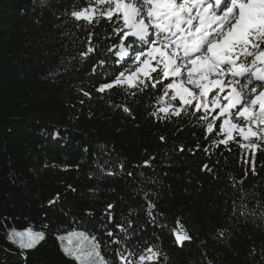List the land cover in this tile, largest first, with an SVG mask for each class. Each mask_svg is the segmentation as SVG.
I'll return each instance as SVG.
<instances>
[{
  "label": "trees",
  "instance_id": "obj_1",
  "mask_svg": "<svg viewBox=\"0 0 264 264\" xmlns=\"http://www.w3.org/2000/svg\"><path fill=\"white\" fill-rule=\"evenodd\" d=\"M84 6L87 0H0V264H75L61 252L57 235L85 231L103 244L109 239L101 227L109 203L115 205L116 224L126 226L122 218L127 217L139 229L130 240L137 253L150 240L167 255L166 264H264V151L256 156L257 175L237 185L247 193L245 203L255 215L230 219L233 199L240 202L232 178H242L250 167L242 164V150L236 144L231 152L221 146L209 157L203 151L208 144L203 129L189 118L152 122L147 112L155 95L149 90L136 97L113 90L112 101L128 104L135 120L100 99L95 88L105 77L92 72L97 54L80 63L77 53L84 47L80 41L86 44L87 30L77 28L66 15ZM94 31L103 58L110 42L104 34L111 29L104 22ZM81 89L93 99L84 97ZM56 132L59 136L54 138ZM161 135L166 143L160 142ZM197 143L201 149L193 155L189 149ZM180 145L185 147L182 153ZM152 156V167H134ZM118 162L136 178L106 176L98 167L107 169ZM204 163L213 168L215 178L199 171ZM151 177H156V184L143 187L158 193L152 199L163 214V230L146 223L142 193L137 191L140 182ZM57 195L60 199L49 206ZM87 209L94 215H85ZM178 220L193 238L182 248L170 235ZM5 222L8 228L44 231L46 238L27 252L25 260L8 243ZM108 227L116 231L114 225ZM218 229H225L228 238L216 239ZM103 254L114 259L106 247Z\"/></svg>",
  "mask_w": 264,
  "mask_h": 264
},
{
  "label": "snow or ice",
  "instance_id": "obj_2",
  "mask_svg": "<svg viewBox=\"0 0 264 264\" xmlns=\"http://www.w3.org/2000/svg\"><path fill=\"white\" fill-rule=\"evenodd\" d=\"M66 15L77 28L87 30L86 44L80 41L84 47L77 55L83 63L97 54L92 72L102 74L105 80L95 92L110 107L135 120L128 104L112 101L113 90H120L127 97L149 90L155 95V103L147 112L152 122L166 124L189 118L203 129V138L208 141L203 151L209 157L221 150V146L222 151L231 152V145H238L242 150V164L250 167H245L242 178H232L231 184L240 193V202L233 199L230 219L254 216L255 211L245 203L247 193L237 185L242 186L249 175H257L256 156L264 151V0H87V6L74 8ZM104 22L111 29L104 34L105 40L110 42L105 44L103 58H100L94 29L103 27ZM106 66L112 70L98 73V69ZM80 91L88 100L93 99L90 92ZM79 103L83 105L85 101L79 100ZM53 136L56 138L59 133ZM159 139L166 143L165 136ZM104 147L100 145L102 150ZM200 149L197 143L195 149L189 151L194 155ZM178 150L182 153L185 147L180 145ZM153 160L154 156L134 167H152ZM98 167L106 176L121 174L135 179L137 175L125 171L123 162L107 169ZM199 171L213 173V168L204 163ZM139 175L144 177L143 172ZM140 183L137 191L142 193L146 223L163 230L166 225L159 219L163 214L157 212V203L152 199L158 193L143 187L144 183L156 184V177ZM69 188L75 191L71 185ZM59 199L57 195L49 200V206ZM114 209L115 205L109 203L103 213L106 224L101 227L103 235L109 238L103 244L95 234L72 231L57 235L61 252L75 264H115L117 260L119 264H166L167 255L150 240H145L147 246L139 253L133 251L130 240L139 234V229L127 217L122 218L127 220L126 226L116 224ZM85 215L94 213L87 209ZM261 216L264 217V211ZM108 225H114L116 231ZM4 227L8 243L25 260L27 252L46 238L44 231L31 227L17 230L8 228L7 222ZM170 235L173 244L181 248L193 239L179 220L176 227L170 229ZM227 238L225 229L217 230L216 239ZM105 247L114 253V259L105 257Z\"/></svg>",
  "mask_w": 264,
  "mask_h": 264
}]
</instances>
